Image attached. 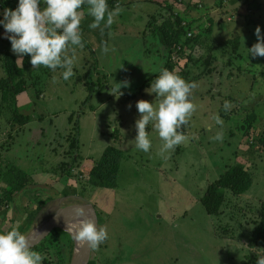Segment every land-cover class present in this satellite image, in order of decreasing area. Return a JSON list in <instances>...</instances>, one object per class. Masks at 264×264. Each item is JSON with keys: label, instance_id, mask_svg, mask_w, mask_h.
Returning a JSON list of instances; mask_svg holds the SVG:
<instances>
[{"label": "rangeland", "instance_id": "1", "mask_svg": "<svg viewBox=\"0 0 264 264\" xmlns=\"http://www.w3.org/2000/svg\"><path fill=\"white\" fill-rule=\"evenodd\" d=\"M159 1L107 0L119 15L103 32L89 27L93 17L88 8L83 10L85 44L68 52L75 55L74 75L65 81L64 69L53 72L41 66L30 78L31 84L37 77L40 82L16 102L6 103L0 94V157L39 180L6 210L0 207V233L15 228L29 237L59 208L91 204L112 212L109 217L100 214L109 239L93 249L89 264H256L264 256V250L249 246L264 201V57H248L247 52L258 42V26L264 33V0ZM169 7L183 17L189 38L206 40L186 50L184 58L173 56L188 66V82L199 87L192 96L196 111L182 129L189 142L167 153L165 160L159 155L162 142L151 128L150 152L129 142L137 135L135 123L141 115L136 103L156 100L146 91L151 85H143L165 69L170 55L149 23L154 17L162 23ZM236 38L239 46L234 50ZM210 55L213 71L206 74ZM125 81L131 87L122 88L119 97L117 83ZM225 101L232 105L227 113ZM216 116L224 121L222 128ZM218 132L223 142L213 139ZM111 145L125 153L114 197L92 186L82 173ZM237 163L253 174L252 188L240 196L227 192L220 216L209 214L200 199L209 184ZM64 172L77 195L59 197L53 185L59 186L55 179ZM39 207L29 225L31 212ZM71 214L65 219L75 228L83 217L75 213L69 218ZM74 252L75 240L64 230L51 243L50 264H72Z\"/></svg>", "mask_w": 264, "mask_h": 264}, {"label": "clouds", "instance_id": "2", "mask_svg": "<svg viewBox=\"0 0 264 264\" xmlns=\"http://www.w3.org/2000/svg\"><path fill=\"white\" fill-rule=\"evenodd\" d=\"M42 2L44 7H41ZM85 6L88 7V14L93 17L89 27L99 28L101 32L104 28H110L119 15L118 10L109 9L107 0H18L15 10H4L0 26L5 29L4 38L10 40L12 52L20 59L30 55L33 68L44 66L53 72L64 69L62 75L67 81L74 75L75 62V55L70 57L68 54L69 49L84 46L81 23ZM255 35L258 42L247 48L248 57H264V33L259 26ZM103 52H109L107 44L104 45ZM117 85L120 97L124 95L121 89L130 88L131 82L125 81ZM198 87L196 82H188L175 72L162 69L146 90L149 94H155V102L140 100L136 103L141 115L135 123L137 135L129 143L136 150L150 152L151 128L158 133L162 142L159 155L165 160L168 159L167 153L188 143L189 137L182 129L196 111L197 106L192 102V96ZM111 93L115 95L112 89ZM231 107V103L225 101L223 108L226 113ZM215 121L223 127L224 121L219 116L215 117ZM213 139L223 142L224 135L218 132ZM76 216L83 219H79L73 239L91 249H99L109 239L107 228L99 226L86 207H77ZM65 221L68 230L71 222L67 219ZM45 258L40 252L33 250L30 237L18 229L0 233V264H43ZM256 264H264V256H258Z\"/></svg>", "mask_w": 264, "mask_h": 264}, {"label": "trees", "instance_id": "3", "mask_svg": "<svg viewBox=\"0 0 264 264\" xmlns=\"http://www.w3.org/2000/svg\"><path fill=\"white\" fill-rule=\"evenodd\" d=\"M17 7L18 0H0V19H3L2 13L6 8L15 10ZM41 7H44L43 2ZM87 8L88 7L85 6L83 10H86ZM169 11L170 14L164 18L162 23H158L157 19L154 17V21H150L149 25L152 26L154 34L158 37L166 50H168V53H170L167 62L165 63V69L175 72L188 81L191 76V72L187 68L188 66H181L178 61L173 59V56L177 55L179 58H184L186 50L194 45H204L206 39L202 41L201 37L198 35L189 38L183 17L175 12L172 7H169ZM83 26L84 23H81L82 31ZM208 31L212 32V27H210ZM82 42L85 44L84 41ZM233 43L234 50H236L239 46V39L236 38ZM211 58L210 55L206 59V74H211L213 71L211 67L213 64ZM30 61V55H25L23 57L22 65H20L18 62V56L14 54L12 50H7L5 52L3 58L5 74L0 78V94L2 95V101L6 103L9 101L16 102L19 96L24 95L28 91L30 87V78L35 71L41 68V66L39 68H33ZM158 75L159 74L149 78L143 86H150L152 81L155 80ZM32 85L34 86L35 83ZM15 115H18V113H15ZM115 141H118L117 137L115 138ZM124 157L125 153L121 148L115 145L108 146L104 150L102 157L95 162L92 167H86L82 173L84 176L88 177L90 184L95 188L115 190L119 184L118 181ZM55 180L59 186H53L57 188L59 197L78 194L77 187L69 182V175L67 173H62L61 177H58ZM37 181L39 180H36V178L28 174L17 164L0 157V182L3 185V191H0V207L5 206L6 210L11 204L15 203L16 198L20 193L26 191L31 186H36ZM253 184L254 177L249 168H247L244 163H237L227 169L219 179L209 184L200 200L209 214L220 216L222 207L226 201L225 198L227 197V192L234 196H240L246 194L252 188ZM42 208L43 207H39L34 212H31L32 216L30 220L28 219L29 225L36 218L35 216L42 210ZM74 229L76 230V227ZM63 233L64 230L62 228H56L41 243L33 247V250L40 252L46 257L43 261L44 264L51 263L49 257L51 243L53 244L56 239H60L63 236ZM249 246L255 251L264 250V201L261 203L259 217L250 234ZM70 248L71 254H73L74 242L71 243Z\"/></svg>", "mask_w": 264, "mask_h": 264}, {"label": "water", "instance_id": "4", "mask_svg": "<svg viewBox=\"0 0 264 264\" xmlns=\"http://www.w3.org/2000/svg\"><path fill=\"white\" fill-rule=\"evenodd\" d=\"M77 207H86L89 215L97 220V223L100 224L99 213L95 206L91 204H81V205H72L67 207H61L58 209L56 214L52 216L48 221V224L44 227L43 231L37 235L35 238L31 239L33 247L41 243L50 233L56 228H62L65 222V218L68 214L76 213ZM57 213H60L58 216ZM30 237V236H29ZM76 248V245H75ZM93 249L83 245L78 257L76 258L75 252L72 264H89L92 258ZM76 258V259H75Z\"/></svg>", "mask_w": 264, "mask_h": 264}, {"label": "crops", "instance_id": "5", "mask_svg": "<svg viewBox=\"0 0 264 264\" xmlns=\"http://www.w3.org/2000/svg\"><path fill=\"white\" fill-rule=\"evenodd\" d=\"M155 1V0H154ZM200 1V0H199ZM250 1H252V0H250ZM156 2H158V3H160L161 1H159V0H156ZM172 2V1H171ZM170 3V2H169ZM175 10H178L177 8L175 9ZM177 13H178V11H176ZM84 23V21H83V19H82V24ZM5 32V29L3 28V26H0V78H1V76H3L4 75V73H5V70H4V67H3V58H4V55H5V52L7 51V50H12V45H11V42H10V40L9 39H6V38H4L5 37V35L3 36V33ZM2 35V36H1ZM85 35H86V33H85ZM90 37H88V36H86V38L88 39V40H91V38H93L91 35H89ZM104 37V36H103ZM96 42H97V45L99 46L100 45V43H102L101 41H99V39H97L96 40ZM21 61L23 62V59H20V57H18V62H19V64L20 65H22L21 64ZM45 70V69H44ZM36 82H34L35 83V85H36V83H38V82H40V78L39 77H37L36 78ZM32 82H31V80H30V85H31V87L33 86L32 84H31ZM31 87H29V88H31ZM34 87V86H33ZM39 95V94H38ZM43 95V94H42ZM127 166V165H126ZM90 167H92V166H90ZM124 167H125V165H124V160H123V163H122V168H121V173H120V176H121V174H122V172H123V170H124ZM60 178V177H59ZM120 178V177H119ZM99 190H104V191H106V192H108V196H111V197H114V191H116V189L113 191V190H105V189H99ZM107 195V194H106ZM98 209V208H97ZM101 212L105 215V216H107V217H109V214L112 212H110L109 214H107V213H105V211L104 210H100L99 211V209H98V213H99V215L101 214ZM99 226H100V224H99Z\"/></svg>", "mask_w": 264, "mask_h": 264}, {"label": "bare ground", "instance_id": "6", "mask_svg": "<svg viewBox=\"0 0 264 264\" xmlns=\"http://www.w3.org/2000/svg\"><path fill=\"white\" fill-rule=\"evenodd\" d=\"M65 206H66V205H65ZM73 214H75V213H72V214L70 215L69 218H71ZM48 222H49V221H45V222H41V223L37 224V225L32 229V231H31V233H30V238L33 239V238H35L37 235H39V234L43 231L44 227L48 224ZM69 225H70V224H69ZM63 229H64L65 231H67L69 234H71L72 236L74 235V233H75V231H76L73 227H71V225L69 226V229L66 230V229H67V223H66V221H65L64 224H63ZM75 245H76V248H75V256H76V258H77L78 255H79V253H80V251H81V249H82V247H83V245L79 244L77 241H75ZM76 258H75V259H76Z\"/></svg>", "mask_w": 264, "mask_h": 264}, {"label": "built area", "instance_id": "7", "mask_svg": "<svg viewBox=\"0 0 264 264\" xmlns=\"http://www.w3.org/2000/svg\"><path fill=\"white\" fill-rule=\"evenodd\" d=\"M237 1H241V0H237Z\"/></svg>", "mask_w": 264, "mask_h": 264}]
</instances>
